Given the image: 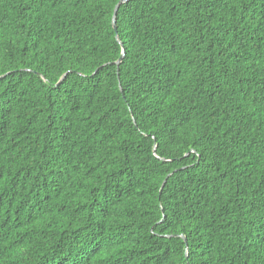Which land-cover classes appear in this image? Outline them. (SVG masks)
Here are the masks:
<instances>
[{"label": "trees", "instance_id": "16d2710c", "mask_svg": "<svg viewBox=\"0 0 264 264\" xmlns=\"http://www.w3.org/2000/svg\"><path fill=\"white\" fill-rule=\"evenodd\" d=\"M116 3L0 0V264H264V0Z\"/></svg>", "mask_w": 264, "mask_h": 264}, {"label": "water", "instance_id": "95a60500", "mask_svg": "<svg viewBox=\"0 0 264 264\" xmlns=\"http://www.w3.org/2000/svg\"><path fill=\"white\" fill-rule=\"evenodd\" d=\"M119 5H120V3H116L115 5H114V8H113V11H112V16H111V24H112V27H113V29H114V31H115V37H116V39L119 41V38H118V34H117V28H116V24H115V21H116V12H117V9H118V7H119ZM119 43L121 44V42L119 41ZM122 45V44H121ZM122 56H123V52H121V54H120V56L117 58V60H115L113 63L116 65V67L118 66V64L120 63V61H121V59H122ZM60 81V80H59ZM119 89H120V87H119ZM121 90V89H120ZM134 121V120H133ZM164 181H165V179L163 180V182L161 183V185H160V188H159V191H158V193L160 194V192H161V188L163 187V184H164ZM182 238L185 240V237L184 236H182Z\"/></svg>", "mask_w": 264, "mask_h": 264}, {"label": "snow or ice", "instance_id": "6c2138e0", "mask_svg": "<svg viewBox=\"0 0 264 264\" xmlns=\"http://www.w3.org/2000/svg\"><path fill=\"white\" fill-rule=\"evenodd\" d=\"M118 3L123 4L126 2V0H117Z\"/></svg>", "mask_w": 264, "mask_h": 264}]
</instances>
